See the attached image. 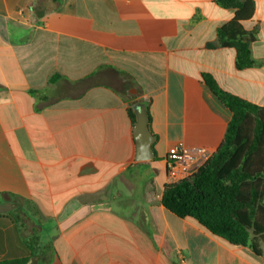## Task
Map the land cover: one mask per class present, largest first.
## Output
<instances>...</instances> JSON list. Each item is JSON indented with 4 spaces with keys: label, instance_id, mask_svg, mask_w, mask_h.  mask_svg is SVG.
Masks as SVG:
<instances>
[{
    "label": "crops",
    "instance_id": "0c3cea01",
    "mask_svg": "<svg viewBox=\"0 0 264 264\" xmlns=\"http://www.w3.org/2000/svg\"><path fill=\"white\" fill-rule=\"evenodd\" d=\"M254 2L242 25L256 65L239 70L218 39L235 10L215 0H0V262L28 256L30 221L49 264H264L163 205L169 150L201 166L232 119L203 75L264 107ZM137 101L153 161H135Z\"/></svg>",
    "mask_w": 264,
    "mask_h": 264
},
{
    "label": "trees",
    "instance_id": "16d2710c",
    "mask_svg": "<svg viewBox=\"0 0 264 264\" xmlns=\"http://www.w3.org/2000/svg\"><path fill=\"white\" fill-rule=\"evenodd\" d=\"M223 8L235 10L232 21L218 31L219 45L236 50L239 70L256 65L251 45L255 35L242 23L255 13L254 0H215ZM204 81L218 99L231 111L225 137L217 152L188 178L168 184L163 205L180 219L192 218L209 233L235 247L249 248L255 255L264 252V107L247 102L221 90L209 75ZM137 101L136 103H141ZM136 122L133 109H130ZM15 205L19 198L7 194ZM40 227L31 229L29 255L0 264H36L40 256L47 259L48 249L35 247Z\"/></svg>",
    "mask_w": 264,
    "mask_h": 264
},
{
    "label": "water",
    "instance_id": "95a60500",
    "mask_svg": "<svg viewBox=\"0 0 264 264\" xmlns=\"http://www.w3.org/2000/svg\"><path fill=\"white\" fill-rule=\"evenodd\" d=\"M136 122L133 129L136 142V162L153 161L156 157L154 144L157 138L149 129L148 104L146 102L136 103L132 107Z\"/></svg>",
    "mask_w": 264,
    "mask_h": 264
},
{
    "label": "built area",
    "instance_id": "2783aa9c",
    "mask_svg": "<svg viewBox=\"0 0 264 264\" xmlns=\"http://www.w3.org/2000/svg\"><path fill=\"white\" fill-rule=\"evenodd\" d=\"M199 168V161L182 146H174L166 158L169 184L179 182L191 176Z\"/></svg>",
    "mask_w": 264,
    "mask_h": 264
},
{
    "label": "rangeland",
    "instance_id": "374dc122",
    "mask_svg": "<svg viewBox=\"0 0 264 264\" xmlns=\"http://www.w3.org/2000/svg\"><path fill=\"white\" fill-rule=\"evenodd\" d=\"M15 217H17V220H14V218ZM12 220L13 221H17V222H22L23 220L21 219V215L20 214H15V215H13V218H12ZM23 222H25V221H23ZM29 224H30V221H28V227H26L27 229L26 230H24V232H23V234H22V238L24 237V236H26V238L27 239H25V240H27V245H29V240H30V237H31V230H30V228H29ZM26 226H27V224H26ZM29 228V229H28ZM42 246V243H41V240H39L38 242H37V244L35 245V247H38V248H40V250H42L41 247ZM27 255H29V250L27 251ZM47 258L46 257H43V256H40L38 259H36V264H43L44 262H45V260H46Z\"/></svg>",
    "mask_w": 264,
    "mask_h": 264
}]
</instances>
